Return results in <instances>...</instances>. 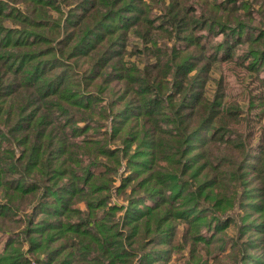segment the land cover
<instances>
[{
    "label": "trees",
    "instance_id": "16d2710c",
    "mask_svg": "<svg viewBox=\"0 0 264 264\" xmlns=\"http://www.w3.org/2000/svg\"><path fill=\"white\" fill-rule=\"evenodd\" d=\"M225 63L260 79L264 0H0V264H264V96Z\"/></svg>",
    "mask_w": 264,
    "mask_h": 264
},
{
    "label": "rangeland",
    "instance_id": "374dc122",
    "mask_svg": "<svg viewBox=\"0 0 264 264\" xmlns=\"http://www.w3.org/2000/svg\"><path fill=\"white\" fill-rule=\"evenodd\" d=\"M247 1V0H244ZM250 3L252 0H248ZM258 8V5L255 4V9ZM131 44H138V39H134L131 41ZM140 48V47H138ZM128 50V49H127ZM140 49L134 48V53L133 56L127 57L129 62L135 63L138 66H142L143 64V56L141 55V52L139 51ZM211 77L212 79H217L220 76H223L224 80H222V86L225 90V93L227 94V101L228 102H233L236 100L239 105L242 107V109H245L247 106V97L251 95H256V94H262L264 96V72L260 71L259 72V78L254 77L251 73L247 72L243 67H241L239 64H221V67L217 69H212L211 72ZM215 90V82L213 80L209 81L206 87V96L210 98L213 95V92ZM105 124L108 126V130H110V122L107 121ZM112 147H119L118 142H111L110 144ZM127 175V170L126 166L123 163L118 171V174L113 175L112 177L116 180L114 183V188L111 191L110 197H109V206H119V207H124L126 206V200L124 199L125 196L121 195L120 193H117V190L115 187L120 184V176ZM79 207L81 209H85V206L83 203L79 204ZM23 214L24 212L28 213L30 210V207L26 206L24 207ZM123 214V210L116 215L117 218H121V215ZM118 221V220H117ZM120 222V221H118ZM239 222V221H237ZM118 231H120L123 234V240L125 241L126 237V230L118 224ZM226 234L227 236H235L236 235V227L234 225H230L229 228L226 229ZM5 237L0 235V250L3 247ZM26 246L24 247V249ZM229 250V247H226V251ZM177 257L174 255L171 256L170 260L167 262V264H180L182 261L177 260ZM31 260V264H34L32 256L28 258ZM138 259L136 258L134 260V264H138ZM224 263H228L229 260L228 258L223 259Z\"/></svg>",
    "mask_w": 264,
    "mask_h": 264
}]
</instances>
